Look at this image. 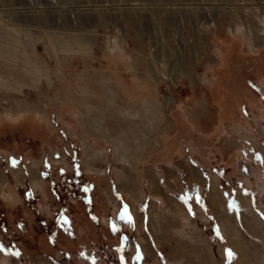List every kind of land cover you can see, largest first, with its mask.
<instances>
[{
	"label": "rangeland",
	"instance_id": "1",
	"mask_svg": "<svg viewBox=\"0 0 264 264\" xmlns=\"http://www.w3.org/2000/svg\"><path fill=\"white\" fill-rule=\"evenodd\" d=\"M240 2L0 0V264H264V0Z\"/></svg>",
	"mask_w": 264,
	"mask_h": 264
},
{
	"label": "bare ground",
	"instance_id": "2",
	"mask_svg": "<svg viewBox=\"0 0 264 264\" xmlns=\"http://www.w3.org/2000/svg\"><path fill=\"white\" fill-rule=\"evenodd\" d=\"M239 1H241V2H243L244 0H239ZM240 2V3H241ZM251 1H248V3H250ZM248 3H247V5H248ZM242 6V5H241ZM244 7V6H243ZM162 68L161 67V65L160 66H156L155 68ZM143 74H144V72H143ZM100 124V123H99ZM100 127H102V125L100 124ZM123 137V138H122ZM122 137L121 136H119V137H116V139H115V141L113 142V145L115 146V152H116V154H118L120 157H122V156H125V157H130V152H129V150H130V148L128 147V144H127V142H126V140L124 139V137L125 136H123L122 135ZM123 162V161H122ZM124 162H125V160H124ZM129 162V161H128ZM130 163V162H129ZM119 170V169H118ZM118 173H119V176L121 177V179H122V181L120 182V186H121V188L119 189L120 191H123L124 193H126V195H129V193L127 192L129 189H127V187H129V182H127V176H126V174H127V172H125V171H122V170H120V171H118ZM13 175V174H12ZM14 176L15 177H17V175L16 174H14ZM17 179H18V177H17ZM3 179H1L0 180V184H4V182L2 181ZM18 182H19V179H18ZM123 189H125L126 191H124ZM10 196V195H9ZM215 196V195H214ZM216 197H217V199H216V202H217V204L219 205V207H220V209L222 210V211H226V207H225V205L223 204V202H222V198L221 197H219L217 194H216ZM13 199V198H12ZM12 199H11V201H12ZM15 200V199H14ZM154 218V217H153ZM159 221V220H158ZM161 221V220H160ZM159 224H160V222H159ZM165 225V224H164ZM159 226V225H158ZM157 226V227H158ZM164 227V226H163ZM166 227V226H165ZM229 227H230V235H231V237H233L234 239V249H235V251H236V249H238V251L240 250V251H244V249H243V246L241 245V236H240V234H239V231L237 230V228H236V226L234 225V224H232L231 222H230V224H229ZM167 228V227H166ZM155 231V230H154ZM158 231V229L156 228V232ZM162 232V231H161ZM158 234H159V232H157ZM166 239V238H165ZM187 254V253H186ZM242 259V261L244 260L243 258H241ZM210 262V261H209Z\"/></svg>",
	"mask_w": 264,
	"mask_h": 264
},
{
	"label": "trees",
	"instance_id": "3",
	"mask_svg": "<svg viewBox=\"0 0 264 264\" xmlns=\"http://www.w3.org/2000/svg\"><path fill=\"white\" fill-rule=\"evenodd\" d=\"M251 83H253V81H251ZM253 85H254V83H253ZM250 87H252V85H251ZM243 108H244V106H243ZM23 196H24V195L22 194V197H23ZM24 198H26V199H28V198H29V199L32 198V197H31V193H30L29 191H25V197H24ZM24 198H23V199H24ZM26 199H25V200H26ZM25 200H24V201H25ZM27 201H28V200H27ZM25 204H26V203H25ZM26 205H28V204H26ZM32 208H33V206H32Z\"/></svg>",
	"mask_w": 264,
	"mask_h": 264
},
{
	"label": "crops",
	"instance_id": "4",
	"mask_svg": "<svg viewBox=\"0 0 264 264\" xmlns=\"http://www.w3.org/2000/svg\"><path fill=\"white\" fill-rule=\"evenodd\" d=\"M96 91V90H95ZM98 92L96 91V93H94V96L96 95H98L97 94ZM86 133V132H85ZM82 138V137H81ZM109 145V144H108ZM1 173V172H0ZM4 176V175H3ZM12 176V175H11ZM13 177V176H12ZM5 178V177H4ZM13 179H14V177H13ZM5 180H6V182H7V179L5 178ZM24 180V179H23ZM24 183H25V181H24ZM130 184V183H129ZM4 184H2V185H0V187H2ZM22 187H23V185H21Z\"/></svg>",
	"mask_w": 264,
	"mask_h": 264
}]
</instances>
